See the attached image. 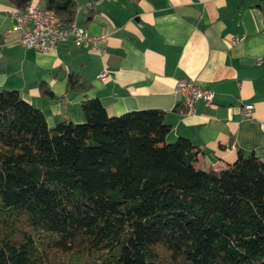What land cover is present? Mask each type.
<instances>
[{
	"label": "trees",
	"instance_id": "trees-1",
	"mask_svg": "<svg viewBox=\"0 0 264 264\" xmlns=\"http://www.w3.org/2000/svg\"><path fill=\"white\" fill-rule=\"evenodd\" d=\"M39 1L73 22L74 0ZM81 110L83 123L49 127L0 90V264H264V159L202 169L189 140L166 141L161 110Z\"/></svg>",
	"mask_w": 264,
	"mask_h": 264
},
{
	"label": "crops",
	"instance_id": "crops-1",
	"mask_svg": "<svg viewBox=\"0 0 264 264\" xmlns=\"http://www.w3.org/2000/svg\"><path fill=\"white\" fill-rule=\"evenodd\" d=\"M74 22L105 36L103 53L71 41L39 52L19 44L13 7L0 0V90H16L53 127L85 121L84 99H98L108 116L156 109L171 126L167 142L189 140L197 167L221 170L238 154L264 159V2L256 0H74ZM33 5L44 7L34 0ZM105 70L108 78L100 79ZM76 76L85 90L67 85ZM214 93L188 113L176 81ZM44 87L50 94L43 93ZM243 104L254 107L243 117Z\"/></svg>",
	"mask_w": 264,
	"mask_h": 264
},
{
	"label": "built area",
	"instance_id": "built-area-1",
	"mask_svg": "<svg viewBox=\"0 0 264 264\" xmlns=\"http://www.w3.org/2000/svg\"><path fill=\"white\" fill-rule=\"evenodd\" d=\"M11 17L14 20V29L20 34L19 44L24 48L48 52L59 44L71 41L75 46L87 43L92 50L100 54L104 52L102 44L105 43V36H91L74 21L64 27L52 9L32 4L25 9L13 10ZM108 77L107 72L103 70L100 79L105 80ZM174 93L183 97L188 113L193 112V106L199 100L206 106L212 105L214 101L213 91L192 80H177ZM241 111L245 119H253L252 104H243ZM260 128L264 132V121L260 122Z\"/></svg>",
	"mask_w": 264,
	"mask_h": 264
}]
</instances>
